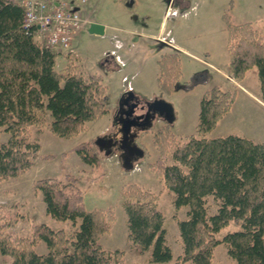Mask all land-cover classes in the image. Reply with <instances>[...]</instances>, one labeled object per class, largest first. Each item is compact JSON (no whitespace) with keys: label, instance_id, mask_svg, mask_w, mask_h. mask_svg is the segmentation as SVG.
<instances>
[{"label":"trees","instance_id":"obj_1","mask_svg":"<svg viewBox=\"0 0 264 264\" xmlns=\"http://www.w3.org/2000/svg\"><path fill=\"white\" fill-rule=\"evenodd\" d=\"M24 10L22 0H0V182L23 175L39 157L32 126L72 137L108 112L109 93L101 78L77 70L69 59L62 71L56 70L59 52L41 45L23 27ZM227 51L236 82L256 67L264 103V39L258 30L250 22L228 25ZM157 64L158 87L171 93L181 76L178 53H163ZM235 96V90L215 85L199 101L194 134L179 136L165 125L152 136L158 156L149 168L173 192L172 217L182 241L174 264H214L213 251L220 243L235 264H264V143L233 134L204 136L231 109ZM73 150L92 168L99 166L84 143ZM32 190L41 195L47 215L70 220L74 230L66 234L34 223L30 235L22 236L0 206V253L10 257L9 264H126L124 250H109L100 242L115 221L113 209L87 210L76 176L39 178ZM209 197L217 208L212 215ZM157 198L150 190L128 184L120 204L128 240L141 251L150 249L151 263L170 264L166 217ZM182 207H187V216L179 220ZM230 222L240 223V229L218 238ZM40 241L46 246L43 254L34 250Z\"/></svg>","mask_w":264,"mask_h":264},{"label":"rangeland","instance_id":"obj_2","mask_svg":"<svg viewBox=\"0 0 264 264\" xmlns=\"http://www.w3.org/2000/svg\"><path fill=\"white\" fill-rule=\"evenodd\" d=\"M84 5H89L86 8L89 18L107 24L105 34L94 35L85 30L76 33L68 47L59 51L56 70L62 71L69 59L77 70L99 76L109 93L108 112L87 122L83 130L72 137L57 136L46 127L32 126L31 133L40 144L39 157L23 175L0 182V206L13 222L14 230L22 236L30 235L34 223H45L54 230L62 229L70 234L74 230L72 222L58 221L47 215L41 195L33 192L32 184L39 178H61L71 173L77 178L87 210L112 208L114 211L115 221L110 232L101 237V244L109 250H124L126 264H157L150 262V249L141 251L127 238L121 192L125 185L135 184L158 196L157 206L166 217V241L172 253L170 264H174L182 253V241L172 217L173 192L149 168V163L158 156L152 136L165 125L179 136L194 134L199 101L206 90L217 85L224 90H235V101L216 127L204 136L233 134L264 143V105L243 89H236L229 72L227 51L228 25L250 22L264 39V0H87ZM129 10L131 14L127 13ZM159 27L160 37L173 40L184 49L179 53L181 76L171 93L160 90L157 83V60L167 46L161 44L162 40L147 35ZM129 29L134 32L130 33ZM110 48H116L122 55L123 65L104 56ZM195 80L200 81L195 83ZM128 83L140 96V101H164L171 106L173 114L171 125L155 112L149 127L132 128L131 143L141 155L132 154L128 162L130 168L124 163L123 151L114 148L121 136L115 117ZM242 85L260 94L256 67L246 72ZM6 137L2 134L1 140ZM99 138L112 142L106 148L98 144ZM80 143L98 159L97 168L83 162L73 150ZM207 201L209 214H215V202L211 197ZM177 216L179 220L185 219L187 207H182ZM238 229L240 223L230 222L217 237ZM34 250L38 254L45 253V243L40 241ZM213 256L214 264H235L224 243L214 248ZM9 261L8 255L0 253V264H9Z\"/></svg>","mask_w":264,"mask_h":264},{"label":"built area","instance_id":"obj_3","mask_svg":"<svg viewBox=\"0 0 264 264\" xmlns=\"http://www.w3.org/2000/svg\"><path fill=\"white\" fill-rule=\"evenodd\" d=\"M86 1L22 0L25 9L23 27L44 47L62 51L87 22L81 15V7ZM104 56L111 57L118 65L125 62L116 48L107 50ZM125 87V90L131 89L129 83Z\"/></svg>","mask_w":264,"mask_h":264},{"label":"flooded vegetation","instance_id":"obj_4","mask_svg":"<svg viewBox=\"0 0 264 264\" xmlns=\"http://www.w3.org/2000/svg\"><path fill=\"white\" fill-rule=\"evenodd\" d=\"M122 100V104L121 106H119L118 108V111L122 112V116L120 115V113L117 115V120H116V123H117V126L120 127V124L119 122H122L123 124H128V123H131V118L134 117L135 115H138V118H136L134 120V122L136 123H140L142 124V122L144 121V117L145 116H149L148 114V105H142V106H138V102L139 100L130 95H125L121 98ZM119 124V125H118ZM134 127H141V126H134ZM133 128V127H132ZM131 131L132 129L130 130V132L128 133L127 135V138L126 140L123 142H121L122 140V136H120L117 140V142L115 141V146L114 148H118L121 149L123 152V155H127L131 158V153H134L136 151V148L133 147L134 145L131 143ZM112 140H109V139H105L101 142V145L103 147H108L109 144H111ZM114 145V144H112ZM122 146H125V148H122ZM132 151V152H130Z\"/></svg>","mask_w":264,"mask_h":264},{"label":"crops","instance_id":"obj_5","mask_svg":"<svg viewBox=\"0 0 264 264\" xmlns=\"http://www.w3.org/2000/svg\"><path fill=\"white\" fill-rule=\"evenodd\" d=\"M87 7H89V5H82V7H81V15H82L83 18H85L87 20V22L76 33L78 34V32H81V31L85 30V31H87L90 34H94V35H104L105 34V31L107 29V24L106 23H103V22H99L97 20H92L91 18H89L88 10L86 9ZM85 12H86V14H84ZM127 13L131 14V10L127 11ZM93 24H95V25L98 26L97 27V30H96L97 31L96 33L92 31V25ZM128 31H130V33L134 32V30H132V29H129ZM76 33H75V35H76ZM147 35H149L151 38H154L156 40L157 39L162 40V41H160L161 44L167 46V48H164L163 49L165 51L164 53L171 52V51H176L178 53V56H179V53L184 50L182 47H180L178 44H176L173 40L167 41L166 39H163L162 37H160V35H161V27H159L157 29V31L150 32ZM179 60H180V57H179ZM180 66H181V61H180ZM55 67H56V65H55ZM242 81L239 84L234 81V84H236V89H240V88L243 89L245 92H247L248 94L252 95L257 100V102H259V103H261V104L264 105V103H263V101L261 99V94L256 93V92L255 93H252L250 90H248L246 87H244L242 85ZM131 90H132L131 91L132 96L136 97L140 101L141 98L137 94V92H135L132 89V87H131ZM112 114H114V112H112L111 115ZM172 121L171 122H167V123H169L171 125L172 124Z\"/></svg>","mask_w":264,"mask_h":264},{"label":"water","instance_id":"obj_6","mask_svg":"<svg viewBox=\"0 0 264 264\" xmlns=\"http://www.w3.org/2000/svg\"><path fill=\"white\" fill-rule=\"evenodd\" d=\"M97 27H98L97 25L93 24L92 25V31L96 33L97 32L96 31L97 30ZM125 95H128V96L132 95L131 94V91H128V92H126V93L123 94V96H125ZM137 105L138 106L148 105V114H149V116H145L144 117V121L142 122V124L134 122V120L136 118H138V115H135L134 117L131 118V123L123 124L122 122H119L121 136H122L121 142H123V143L126 140L127 135L130 132V130L132 129V127H134V126H141L140 127L141 129H144L146 127H149L150 126V121L153 118L152 117L153 116L152 114L155 113V112H157V114H160V115L164 116L165 117V120L167 122H171L173 120V114H172L171 106L168 103L164 102V101L154 100L151 103L139 101ZM120 106H121V104H120ZM119 113L122 116V112L119 111ZM116 120H117V118L115 117V121ZM132 138H133V134L131 132V140H132ZM97 141H98V144L101 145V142L103 141V138H99ZM121 147L122 148H125V146H122V145H121ZM133 147H135V146H133ZM130 152H132V151H130ZM135 153L137 155H141V151H139L137 149H136ZM132 154L133 153H131V157H132ZM129 158L130 157L127 156V155H124L123 156L124 163L127 165V167L130 168L132 166L128 163L129 162Z\"/></svg>","mask_w":264,"mask_h":264}]
</instances>
